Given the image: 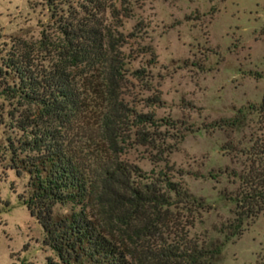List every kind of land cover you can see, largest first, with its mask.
I'll return each mask as SVG.
<instances>
[{
    "label": "trees",
    "instance_id": "16d2710c",
    "mask_svg": "<svg viewBox=\"0 0 264 264\" xmlns=\"http://www.w3.org/2000/svg\"><path fill=\"white\" fill-rule=\"evenodd\" d=\"M43 2L50 27L34 40L12 38L0 54V96L10 105L12 132L0 143V158L7 155L3 167L26 176L19 200L56 257L49 263L212 264L264 209V99L247 105L258 112L259 131L247 149L230 137L242 105L213 121L225 131L221 147L248 160L229 171L238 182L233 215L218 226L222 237L197 241L188 227L209 205L173 179L170 166L154 167L188 127L154 113L163 100L149 62L131 66L139 53H154L148 44L133 54L124 49L140 28L121 30L130 9L120 12L113 0ZM136 146L151 162L148 170L127 157ZM66 202L78 207L54 215L52 206Z\"/></svg>",
    "mask_w": 264,
    "mask_h": 264
},
{
    "label": "rangeland",
    "instance_id": "374dc122",
    "mask_svg": "<svg viewBox=\"0 0 264 264\" xmlns=\"http://www.w3.org/2000/svg\"><path fill=\"white\" fill-rule=\"evenodd\" d=\"M113 2L120 12L130 9L122 17L123 32L140 27L136 37L127 39L125 51L133 54L148 44L154 53V58L139 53L131 66L149 62L163 100L154 107L155 115L188 127L166 160L154 167L170 166L173 179L209 205L188 227V235L197 241L220 239L218 226L233 215L230 197L238 182L229 171H240L248 158L240 151L231 156L221 147L225 131L213 121L231 117L242 105L245 114L230 132L231 140L247 149L259 133L258 112L247 105L264 99V0ZM104 15L108 20L107 11ZM50 24L43 0H0V54L12 38L37 39L40 29ZM8 109L0 96V143L12 133ZM261 134L264 144V110ZM127 157L144 170L152 166L141 146L129 149ZM6 161L7 155L0 158V264H50L48 257H56L41 242V226L19 200L26 176L3 167ZM209 171L217 173L216 178ZM77 207L55 203L52 212L60 215ZM212 264H264V209L241 234L223 244Z\"/></svg>",
    "mask_w": 264,
    "mask_h": 264
}]
</instances>
